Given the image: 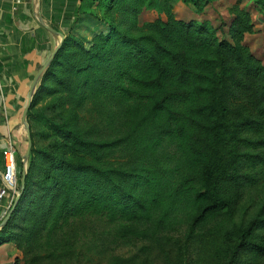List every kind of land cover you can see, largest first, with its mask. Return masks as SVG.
<instances>
[{
  "label": "trees",
  "instance_id": "obj_1",
  "mask_svg": "<svg viewBox=\"0 0 264 264\" xmlns=\"http://www.w3.org/2000/svg\"><path fill=\"white\" fill-rule=\"evenodd\" d=\"M174 1L79 0L89 17L78 20L96 29H70L39 81L25 187L0 225V246L32 254L28 264L44 235L51 242L82 219L144 240L181 221L192 241L210 225L230 241L226 264L244 251L264 258V62L245 43L252 14L238 0L220 37L222 24L178 19ZM211 1L184 0L199 13ZM158 3L166 19L141 24ZM90 102L104 103L112 122L119 117L121 137L85 125ZM52 109L59 112L46 117ZM41 119L48 146L37 137Z\"/></svg>",
  "mask_w": 264,
  "mask_h": 264
},
{
  "label": "rangeland",
  "instance_id": "obj_2",
  "mask_svg": "<svg viewBox=\"0 0 264 264\" xmlns=\"http://www.w3.org/2000/svg\"><path fill=\"white\" fill-rule=\"evenodd\" d=\"M235 2L236 0H212L204 11L199 13L193 6L184 3V0H176L174 3L178 6H173V12L178 19L184 21L207 19L215 27L222 24L223 31H218V35L226 37L227 23L232 18L230 7ZM241 2V6L251 12L254 23V31L246 35L245 43L264 62V6H256L253 0H241ZM158 18L166 19L160 3L145 9L140 15L141 24ZM102 31L99 29L97 33ZM92 36L93 34L90 38ZM90 43L87 45H91ZM57 112L59 110L52 109L47 111L45 116ZM109 115H111L110 109L107 110L102 102L88 103L83 112L86 118L85 125L93 126L95 131L99 132L95 134L96 136L119 138L123 134L117 127L119 117H113L112 122ZM112 115L117 116L115 112ZM46 125L47 121L44 119H41L39 124H35L37 137L42 146H48L52 141V138L47 136ZM117 154L121 155V152ZM172 155L173 150L165 151L166 159H170ZM240 222L241 219L236 220L230 229L237 228ZM142 228L151 232V226ZM117 230L118 225L108 220L75 221L66 233L57 235L51 242L46 235L42 237L38 246L36 264H226L227 243L230 241L223 235L211 234L210 225L204 229L205 237L199 235L192 241L188 240L189 226L181 221H177L172 228L148 240L137 237L123 238L121 235H116ZM262 233L264 235V232ZM1 249L3 250L1 254L8 253V246H3ZM16 253V257L10 255L8 263L3 264H16V258L21 260L18 264H28L33 259L32 254L27 256L21 249H17ZM236 258L234 264H264V258L257 259L248 251L242 252Z\"/></svg>",
  "mask_w": 264,
  "mask_h": 264
},
{
  "label": "crops",
  "instance_id": "obj_3",
  "mask_svg": "<svg viewBox=\"0 0 264 264\" xmlns=\"http://www.w3.org/2000/svg\"><path fill=\"white\" fill-rule=\"evenodd\" d=\"M78 4L79 0H0V139L17 147L24 167L29 164V159L24 161L29 145L24 113L31 86L60 43L58 35L47 27L64 38L70 29L83 36L96 29L91 19L78 20L89 17L81 15ZM3 172L0 148V200L5 208L9 194L3 186ZM3 246H8V253L1 254ZM3 246L0 264L8 263L10 255L17 256L14 244Z\"/></svg>",
  "mask_w": 264,
  "mask_h": 264
},
{
  "label": "built area",
  "instance_id": "obj_4",
  "mask_svg": "<svg viewBox=\"0 0 264 264\" xmlns=\"http://www.w3.org/2000/svg\"><path fill=\"white\" fill-rule=\"evenodd\" d=\"M0 148L3 150L4 156V172L2 174V182L9 194V199L5 208L2 207V201L0 200V225L2 226L4 219L13 208H11V206L20 196L19 187L21 185L24 166L20 161L18 150L15 145L5 143L0 139Z\"/></svg>",
  "mask_w": 264,
  "mask_h": 264
},
{
  "label": "water",
  "instance_id": "obj_5",
  "mask_svg": "<svg viewBox=\"0 0 264 264\" xmlns=\"http://www.w3.org/2000/svg\"><path fill=\"white\" fill-rule=\"evenodd\" d=\"M47 27V26H46ZM48 29H50L51 31H53L55 34L58 35V37L60 38V43H59V46L58 48L54 51V53L52 54L51 58L46 62V64L44 65L43 69H41L37 75V77L35 78L32 86H31V90H30V96H29V102H28V105H27V108L25 110V113H24V123L25 125L27 126L28 128V132H29V145H28V150H27V153L25 154L24 156V161L26 162L29 157H30V152H31V148H32V138H31V129H30V125H29V121H28V114H29V110H30V107L33 103V99H34V96H35V92H36V89H37V86L39 84V81L41 79V77L43 76V74L45 73L46 71V68L49 66V64L51 63V61L55 58L59 48L61 47L63 41H64V36L59 33L57 30L51 28V27H47ZM26 177H27V166L24 167V170H23V174H22V178H21V188L23 189L25 187V182H26ZM19 198V197H18ZM18 198H17V201H18ZM16 201V202H17ZM13 209L14 207L11 209V211L9 212V214L6 216V218L4 219L2 225H4L8 220L9 218L11 217L12 215V212H13Z\"/></svg>",
  "mask_w": 264,
  "mask_h": 264
}]
</instances>
